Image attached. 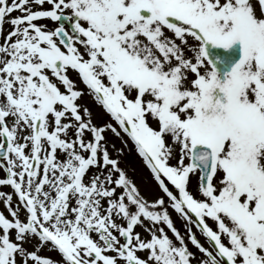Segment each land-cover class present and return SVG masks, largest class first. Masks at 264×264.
<instances>
[{"label":"snow or ice","instance_id":"6c2138e0","mask_svg":"<svg viewBox=\"0 0 264 264\" xmlns=\"http://www.w3.org/2000/svg\"><path fill=\"white\" fill-rule=\"evenodd\" d=\"M0 37V264H264V0H0Z\"/></svg>","mask_w":264,"mask_h":264},{"label":"rangeland","instance_id":"374dc122","mask_svg":"<svg viewBox=\"0 0 264 264\" xmlns=\"http://www.w3.org/2000/svg\"><path fill=\"white\" fill-rule=\"evenodd\" d=\"M20 13L14 12L12 13L13 16H17ZM10 28V25L6 24L5 26V32ZM3 40L1 39V43ZM107 138L114 142L118 147L121 146L120 141L112 136L111 134H107ZM129 148H131V145H129ZM122 159V166L127 170L128 175L134 180V182L137 184V186L140 188L141 192L149 199H153L158 194V189L155 187L154 182L151 180V178L148 176L147 171L141 164L140 159L137 157L134 149L131 151L125 150V153L123 155ZM92 171H95V169H92ZM5 175V173L0 170V178H2ZM0 191H6L11 192L8 187L1 186ZM13 202L15 203L16 200L13 197ZM0 212H4V214L7 216V210L4 208V205L0 203ZM174 223L176 227L181 231V233H184V226L182 220L178 219L175 213H172ZM21 217L23 218V212L21 211ZM10 218V217H9ZM137 231L141 232L142 237H145L147 234L143 231L141 228H137ZM167 231V229H166ZM195 232L196 230L193 229ZM169 235L171 237V233L169 232ZM198 239L201 240V242H204V238L201 234L197 233ZM207 247V245H205ZM29 248L32 247V245H28ZM189 248L192 251H196L190 244ZM42 257H51L54 260H58V257L53 251H49L46 249H41L38 253Z\"/></svg>","mask_w":264,"mask_h":264}]
</instances>
